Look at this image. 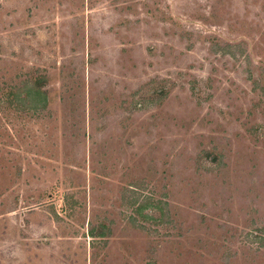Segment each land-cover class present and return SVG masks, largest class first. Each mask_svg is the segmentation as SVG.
<instances>
[{
    "label": "rangeland",
    "instance_id": "1",
    "mask_svg": "<svg viewBox=\"0 0 264 264\" xmlns=\"http://www.w3.org/2000/svg\"><path fill=\"white\" fill-rule=\"evenodd\" d=\"M0 264H264V0H0Z\"/></svg>",
    "mask_w": 264,
    "mask_h": 264
}]
</instances>
